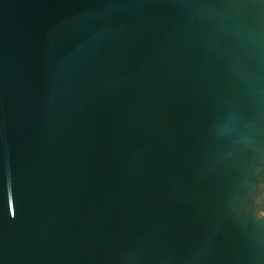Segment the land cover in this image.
Here are the masks:
<instances>
[{
  "label": "water",
  "instance_id": "95a60500",
  "mask_svg": "<svg viewBox=\"0 0 264 264\" xmlns=\"http://www.w3.org/2000/svg\"><path fill=\"white\" fill-rule=\"evenodd\" d=\"M0 264H264V0H0Z\"/></svg>",
  "mask_w": 264,
  "mask_h": 264
}]
</instances>
